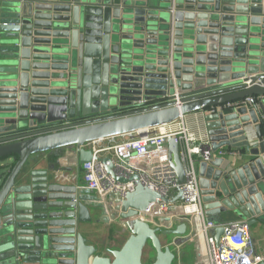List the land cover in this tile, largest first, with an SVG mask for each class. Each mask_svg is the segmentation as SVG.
Returning <instances> with one entry per match:
<instances>
[{"label": "water", "instance_id": "1", "mask_svg": "<svg viewBox=\"0 0 264 264\" xmlns=\"http://www.w3.org/2000/svg\"><path fill=\"white\" fill-rule=\"evenodd\" d=\"M231 102L203 119L212 150L235 158L196 164L216 242L224 220L264 227V0H0V162L13 163L0 165V264H145L148 245L149 264H173L160 235L181 236L183 224L160 231L134 219L106 257L87 244L81 226L108 217L82 187L84 147ZM166 148L182 185L178 143ZM62 149L74 151V183L28 169L31 157ZM97 160L115 182L133 183L107 199L123 217L184 202L180 190L169 199Z\"/></svg>", "mask_w": 264, "mask_h": 264}, {"label": "built area", "instance_id": "2", "mask_svg": "<svg viewBox=\"0 0 264 264\" xmlns=\"http://www.w3.org/2000/svg\"><path fill=\"white\" fill-rule=\"evenodd\" d=\"M246 85H250L249 82ZM177 103L178 95L176 93ZM250 103V99L243 101ZM232 107L231 103L209 108L206 114L221 113ZM204 117V116H203ZM174 138L178 143L179 157L184 170V182L177 184L174 170L170 167L166 142ZM84 149L90 150L92 159L81 166L80 180L82 187L91 191L93 195L106 207L109 222L115 226L125 225L137 219L160 231H173L179 225H185L186 231L181 236L168 235L172 245L167 247L179 248L184 243H194L200 264H261L263 258L258 256L248 228L243 224L225 225L224 234L216 242L213 230L218 227L207 220L198 187L196 164L210 162L215 157L236 156L231 150H212L207 130L197 132L182 119L169 127L161 126L145 130L143 134L134 133L131 136L109 138L87 144ZM109 157L114 167L129 175H136L139 182L148 189L169 199L180 190L183 192L184 202L153 203L145 212H137L135 217H123L114 205L108 204L107 199L123 196L134 188L132 182L119 184L107 175L104 164L98 158ZM55 178L62 183H74L77 176L58 173ZM175 207V211L171 208ZM111 216V217H110ZM160 224H158V223ZM170 241V240H169ZM174 248L175 259L177 255Z\"/></svg>", "mask_w": 264, "mask_h": 264}, {"label": "crops", "instance_id": "3", "mask_svg": "<svg viewBox=\"0 0 264 264\" xmlns=\"http://www.w3.org/2000/svg\"><path fill=\"white\" fill-rule=\"evenodd\" d=\"M203 112L204 111L187 114L181 117V119L185 124L193 128L197 132H201L203 130H206L205 122L203 119L204 118ZM166 127H169V125H167ZM222 149L231 150V148L228 147ZM222 149H218V150H222ZM232 152H236V151L232 150ZM232 158L235 157L234 156L223 157V159H226V162L227 160H232ZM8 162L9 161L2 163L0 162V165L2 164L9 165V163H11ZM75 165H76V161L74 157V151L71 149L70 150L62 149L45 155H38L31 157L28 162V166H29L28 169L31 168V169H39V170H52L51 175L54 177L58 173L77 176V170ZM81 179L82 176H81V167H80V180ZM84 204L90 206L89 201H85ZM209 221L213 225H216V223L214 224L212 220ZM221 223H222L221 226L238 224L236 222H229L227 220L221 221ZM80 231L83 237L87 240V244L97 248L99 253L104 257L107 256L106 250L115 251L120 248V245L124 241L123 240L124 236L128 232L125 226L122 224H121V228L116 230L113 229V225L109 222V220H107L106 222H102V221L99 222L97 220V216H95L94 214L92 215V222L90 224L82 225ZM248 231L251 236V239L253 240L255 252L258 256L263 258L261 264H264V227L256 225L249 227ZM160 241L163 247L170 246L172 245V242H174L172 241V239L168 242V244L167 243L164 244V241H162L161 239ZM190 244H194V243L192 242L184 243L183 246L179 248L180 254L177 253L176 247H174L177 255V260L175 259L174 261L176 262V264H200L196 258L192 257L191 255L192 252L190 247L187 248V246H189Z\"/></svg>", "mask_w": 264, "mask_h": 264}, {"label": "rangeland", "instance_id": "4", "mask_svg": "<svg viewBox=\"0 0 264 264\" xmlns=\"http://www.w3.org/2000/svg\"><path fill=\"white\" fill-rule=\"evenodd\" d=\"M171 211H175V207H172V208H171ZM156 223H158V222H156ZM158 224H160V223H158ZM120 228H121V224H117V225L113 226V229H116V230H117V229H120ZM160 239H161L162 241H164V244H165V243L168 244L169 240H171V237H168V239H164V238H162V236L160 235ZM170 249H171L172 251H174V247H170ZM192 253H193L192 256L198 260L199 253H197V251H196V249H195V246H194V252H192ZM152 259H153V251H152V248L148 245L146 251L144 252L143 262H144L145 264H149V263H151ZM173 264H176V262H174Z\"/></svg>", "mask_w": 264, "mask_h": 264}, {"label": "trees", "instance_id": "5", "mask_svg": "<svg viewBox=\"0 0 264 264\" xmlns=\"http://www.w3.org/2000/svg\"><path fill=\"white\" fill-rule=\"evenodd\" d=\"M12 166H13V163L8 166V170H10L12 168ZM128 237H129V232H127L126 235L124 236V239H123L124 241L120 245V248L122 247V245L124 244V242L127 240ZM189 247L191 249V252H194V244H190L189 246H187V248H189ZM191 255H193V253ZM192 260H195V259H192Z\"/></svg>", "mask_w": 264, "mask_h": 264}, {"label": "bare ground", "instance_id": "6", "mask_svg": "<svg viewBox=\"0 0 264 264\" xmlns=\"http://www.w3.org/2000/svg\"><path fill=\"white\" fill-rule=\"evenodd\" d=\"M175 261V260H174Z\"/></svg>", "mask_w": 264, "mask_h": 264}]
</instances>
